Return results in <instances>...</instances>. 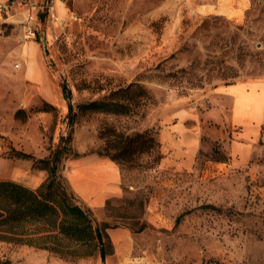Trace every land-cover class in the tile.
Instances as JSON below:
<instances>
[{"label": "rangeland", "instance_id": "1", "mask_svg": "<svg viewBox=\"0 0 264 264\" xmlns=\"http://www.w3.org/2000/svg\"><path fill=\"white\" fill-rule=\"evenodd\" d=\"M35 10L16 3L15 27L0 25V179L36 188L70 135L66 187L69 159L116 154L123 194L92 209L104 263L97 240L73 255L0 240V264H264V125L243 162L226 124L207 121L184 169L157 139L179 111L211 108L215 88L264 82V0H66L54 24Z\"/></svg>", "mask_w": 264, "mask_h": 264}, {"label": "crops", "instance_id": "2", "mask_svg": "<svg viewBox=\"0 0 264 264\" xmlns=\"http://www.w3.org/2000/svg\"><path fill=\"white\" fill-rule=\"evenodd\" d=\"M61 5L62 2L56 3L57 12ZM12 8L7 12H0V25L5 28L15 27ZM32 14V20H36L37 11H31ZM207 121L236 129L235 138L221 141L227 155L242 162L247 160L264 125V82L239 81L223 84L213 90L211 108L196 114L187 110L179 111L172 122L160 129L157 135L165 152V165L184 169L192 163L202 146ZM64 177L70 189L93 210L123 194L119 167L106 156L89 155L69 159Z\"/></svg>", "mask_w": 264, "mask_h": 264}, {"label": "trees", "instance_id": "3", "mask_svg": "<svg viewBox=\"0 0 264 264\" xmlns=\"http://www.w3.org/2000/svg\"><path fill=\"white\" fill-rule=\"evenodd\" d=\"M62 92L68 102L69 124H72L75 114L70 90L62 85ZM86 107L116 111L123 106L119 101H91ZM134 138L126 136V141ZM69 140L70 135L63 137L53 150L49 175L36 188L0 179V240L48 249L60 255L76 254L80 245L92 240H97L102 249L103 244L98 239L102 232L92 209L78 202L58 173V163L68 150L66 142ZM18 155L34 159L25 152ZM115 158L116 154L110 156L113 161Z\"/></svg>", "mask_w": 264, "mask_h": 264}, {"label": "built area", "instance_id": "4", "mask_svg": "<svg viewBox=\"0 0 264 264\" xmlns=\"http://www.w3.org/2000/svg\"><path fill=\"white\" fill-rule=\"evenodd\" d=\"M64 1L66 0H0V12L9 11L17 3L21 7L41 11L46 20L54 24L59 20L56 3ZM24 35L27 38H35L37 35L36 26L26 23Z\"/></svg>", "mask_w": 264, "mask_h": 264}, {"label": "water", "instance_id": "5", "mask_svg": "<svg viewBox=\"0 0 264 264\" xmlns=\"http://www.w3.org/2000/svg\"><path fill=\"white\" fill-rule=\"evenodd\" d=\"M98 239H99V243L100 244H103V240H102L101 234L98 236ZM101 261L103 263L105 262V250H104V247L103 246H102V249H101Z\"/></svg>", "mask_w": 264, "mask_h": 264}, {"label": "bare ground", "instance_id": "6", "mask_svg": "<svg viewBox=\"0 0 264 264\" xmlns=\"http://www.w3.org/2000/svg\"><path fill=\"white\" fill-rule=\"evenodd\" d=\"M30 69V68H29Z\"/></svg>", "mask_w": 264, "mask_h": 264}]
</instances>
